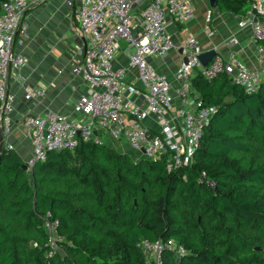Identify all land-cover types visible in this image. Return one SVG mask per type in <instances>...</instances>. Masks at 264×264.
<instances>
[{
    "label": "trees",
    "instance_id": "obj_1",
    "mask_svg": "<svg viewBox=\"0 0 264 264\" xmlns=\"http://www.w3.org/2000/svg\"><path fill=\"white\" fill-rule=\"evenodd\" d=\"M191 82L215 110L190 163L168 169L163 157L135 159L103 139L49 149L25 169L3 144L0 264H145L138 241L170 237L187 252L166 246L161 264H264V83L245 92L224 72L199 71ZM47 211L59 219L63 255L48 254Z\"/></svg>",
    "mask_w": 264,
    "mask_h": 264
},
{
    "label": "built area",
    "instance_id": "obj_2",
    "mask_svg": "<svg viewBox=\"0 0 264 264\" xmlns=\"http://www.w3.org/2000/svg\"><path fill=\"white\" fill-rule=\"evenodd\" d=\"M41 1L44 0L1 2L0 130L3 138L17 123L12 116L16 95L7 87L8 78L12 69L24 63L23 53L13 45L16 39L22 42L27 35V24L23 20L26 8ZM188 2L83 0L77 26L86 39V48L71 71L92 89L75 100L73 115H67L51 110L36 113L32 105L46 90L23 85V97L31 102L18 121L31 143V153L24 159L27 169L36 161L44 160L49 149L73 148L80 140L101 142L107 139L122 149L131 148L138 157H163L168 169L193 160L215 107L201 105L194 95L192 76L199 71L211 79L224 72L245 92H252L264 83V0H248V6L237 20L239 28L251 31L255 45L252 66L239 56L234 47L238 42L234 34L224 39L226 52L217 44L212 47L215 53L206 64H202L199 54L208 49H204L194 35L178 43L168 25L171 20L182 22L189 17ZM210 14L207 10V20ZM121 39L125 47L119 45ZM118 50L125 53L128 64H114ZM172 51L179 55L173 72L175 84L152 62L153 58L165 57ZM205 175L202 171V176ZM207 182L214 183L210 178ZM43 226L48 254H53L64 239L58 229L59 219L47 211ZM137 244L143 251L145 264H161L160 254L166 246L177 257L187 252L173 237L166 240L141 238Z\"/></svg>",
    "mask_w": 264,
    "mask_h": 264
},
{
    "label": "crops",
    "instance_id": "obj_3",
    "mask_svg": "<svg viewBox=\"0 0 264 264\" xmlns=\"http://www.w3.org/2000/svg\"><path fill=\"white\" fill-rule=\"evenodd\" d=\"M82 2L83 0H70V3L66 0H44L30 4L24 12L27 35L22 42L16 39L13 45L15 50L23 53L24 63L11 70L7 84L8 89L16 95L12 116L17 123L13 131L3 138V144H11L23 159L31 153L30 139L23 133L18 122L31 103L23 97V85L40 86L46 90L45 95L32 105L36 113L51 110L67 115H73L75 100L92 89L81 76L71 71L72 65L82 58L86 48V39L77 26ZM188 5L191 9L189 17L182 22L171 20L168 25L178 43L186 36L194 35L204 49H212L217 44L226 52L224 39L229 34H234L238 39L234 47L239 56L249 66L254 65L255 45L251 31L237 26L241 12L225 8L221 3L212 7L209 0H189ZM207 10L211 13L208 20ZM178 57L177 51H172L165 57L152 59L156 68L164 72L172 84L176 83L173 72ZM114 64H128L123 51H117ZM130 72L133 73V69ZM196 94L194 91V95Z\"/></svg>",
    "mask_w": 264,
    "mask_h": 264
},
{
    "label": "water",
    "instance_id": "obj_4",
    "mask_svg": "<svg viewBox=\"0 0 264 264\" xmlns=\"http://www.w3.org/2000/svg\"><path fill=\"white\" fill-rule=\"evenodd\" d=\"M209 3H210V6H215L216 5V0H209ZM179 51H181V49H179ZM215 53V50L214 49H208V50H205L203 52H201L199 54V59L201 60L202 64H206L210 58L213 56V54ZM3 145V136H2V133H1V130H0V150H1V147ZM142 158H145V157H142ZM23 168H27V165L26 163L23 162L22 164Z\"/></svg>",
    "mask_w": 264,
    "mask_h": 264
},
{
    "label": "rangeland",
    "instance_id": "obj_5",
    "mask_svg": "<svg viewBox=\"0 0 264 264\" xmlns=\"http://www.w3.org/2000/svg\"><path fill=\"white\" fill-rule=\"evenodd\" d=\"M121 46L125 47V41L123 39H121ZM116 147L118 148L119 145H116ZM120 148V147H119ZM127 149H131V148H127ZM131 153L134 155L135 159H138L139 157L136 155V151L132 150ZM64 240L59 242V247H58V252H60L62 255L64 254V244H63Z\"/></svg>",
    "mask_w": 264,
    "mask_h": 264
}]
</instances>
